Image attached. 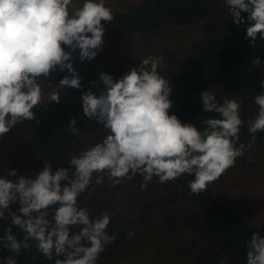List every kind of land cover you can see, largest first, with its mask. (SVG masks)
I'll return each mask as SVG.
<instances>
[{
    "label": "clouds",
    "instance_id": "clouds-1",
    "mask_svg": "<svg viewBox=\"0 0 264 264\" xmlns=\"http://www.w3.org/2000/svg\"><path fill=\"white\" fill-rule=\"evenodd\" d=\"M223 2L233 23L245 25L251 47L264 41V0ZM113 19L106 0H0V137L18 123L36 120L34 109L59 104L66 89H82L73 53L79 51L81 62L94 60L103 48L105 24ZM250 63L258 67L262 61L255 56ZM159 64L149 56L119 79L100 72L102 88L91 81L97 92H82L83 114L106 135L72 155L68 167L44 163L31 174L5 169L0 220L9 223L0 246L13 255L0 257V264H17L22 249H34L33 259L39 253L54 264H97L116 235L107 231L112 220L108 211L92 217L79 203L92 183L100 185L106 176L116 187L139 175L143 190L154 178L163 184L187 174L194 177L188 181L190 192L200 194L235 166L257 132H264V91L254 97L257 112L247 124V144L237 146L244 125L241 103L228 97L219 102L214 89L200 93L202 111L215 114L202 121V129L170 114L172 87ZM57 70L70 75L53 82ZM260 86L264 89V78ZM76 123L72 118L68 130L79 136ZM244 243L246 264H264V235L253 232Z\"/></svg>",
    "mask_w": 264,
    "mask_h": 264
},
{
    "label": "trees",
    "instance_id": "trees-1",
    "mask_svg": "<svg viewBox=\"0 0 264 264\" xmlns=\"http://www.w3.org/2000/svg\"><path fill=\"white\" fill-rule=\"evenodd\" d=\"M106 6L112 9L114 19L105 24L103 47L109 48L105 51V68L100 63L97 67L88 61L81 62L78 50L73 53L72 63L82 78V89H66L59 104L52 102L34 109L36 120L18 123L6 137H0V176L6 175L5 169H17L18 174L36 173L44 163H51L54 169L68 167L72 155L100 142L106 132L84 116L82 92L88 89L97 92V86L91 83L93 80L103 87L99 82L100 72L119 79L149 56L150 47L168 36L191 37L173 64L166 67L159 64L158 70L172 87L170 114L202 129V121L215 114L202 111L200 93L214 89L219 102L228 97L241 103L244 125L237 146L250 140L247 124L257 112L254 97L264 91L260 86L264 78V41L258 39L256 46L251 47L245 25L237 27L233 23L223 0H106ZM120 41L131 42L129 47H124L127 51L120 50ZM135 41L145 44L147 53L143 54L138 45L143 55L134 56ZM255 56L262 61L258 67L250 63ZM99 57L98 53L97 61ZM65 75L70 74L58 70L52 80L58 82ZM72 118L77 121L79 136L68 130ZM256 136L255 143L237 159L235 166L200 194L190 192L188 181L194 177L187 174L163 184L154 178L143 190L139 175L116 187L106 176L102 184L92 183L79 203L89 209L92 217L108 211L112 220L107 231L116 235L97 264H120L140 254L164 257L170 252L181 258L179 264H246L244 242L253 232L264 235V219L244 210H253L262 201H257L254 193L247 197L230 196L236 203L225 201L217 187L228 177L232 187L243 190L239 181L232 180V175L249 166V154L264 148V132H257ZM18 207V204L12 205L13 210ZM8 223L0 220V236ZM13 231L20 237L19 229ZM130 232L135 233L132 238H129ZM34 252V249H22V254L16 257L17 264H54L39 253L33 259ZM10 255L13 254L0 246V257Z\"/></svg>",
    "mask_w": 264,
    "mask_h": 264
},
{
    "label": "rangeland",
    "instance_id": "rangeland-1",
    "mask_svg": "<svg viewBox=\"0 0 264 264\" xmlns=\"http://www.w3.org/2000/svg\"><path fill=\"white\" fill-rule=\"evenodd\" d=\"M185 38L180 36H168L165 40L160 41L155 47L154 45L150 47L148 55L156 57L165 67L169 66L176 61L177 56L180 54V49L183 48L185 43L191 39L190 36H186ZM130 43L131 42L120 41V44H118L120 46V50L123 49V51H127V49H125L124 47H129L128 45ZM134 44L136 45V48L134 49L135 52L133 53L134 56L137 57L139 55L147 53V47L145 44H140L137 41H135ZM138 45L141 46L143 54L139 52V48L137 49ZM108 49L109 48L107 47L102 48V50L99 52L101 57H99L100 59L98 61L97 58H95L94 60L88 62L97 67H99L98 65L100 63V65L105 68L104 64H106L105 60L107 58V55H105V51H108ZM110 52L112 53L113 50H111ZM57 73L58 70L53 74L52 77L57 76ZM4 137H6V134L4 135ZM248 161L249 166L247 168L243 169V171L241 172L237 170L235 174L232 173L234 174L232 175V180L239 181V184L243 187V190L240 187H232L229 182L230 180L227 177L226 179L222 180L221 185L217 187L218 191H220L218 193L225 201L231 202L235 200L234 198H231L235 195H244L247 197L248 194H256L255 199L257 201H262V204L255 205L253 210H251L252 208H247L244 211L257 218L264 219V148L258 152L254 151L249 154ZM222 189L225 190V193L222 192ZM122 195L123 194H121V196ZM228 197L231 198V200ZM180 259V257H176V254L174 252L166 253L164 257H143L140 254L135 257L126 258L120 264H179L178 261Z\"/></svg>",
    "mask_w": 264,
    "mask_h": 264
}]
</instances>
